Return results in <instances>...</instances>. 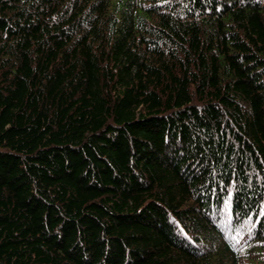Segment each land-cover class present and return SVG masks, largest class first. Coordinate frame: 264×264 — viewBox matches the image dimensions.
Here are the masks:
<instances>
[{
    "label": "trees",
    "instance_id": "1",
    "mask_svg": "<svg viewBox=\"0 0 264 264\" xmlns=\"http://www.w3.org/2000/svg\"><path fill=\"white\" fill-rule=\"evenodd\" d=\"M0 264H264V0H0Z\"/></svg>",
    "mask_w": 264,
    "mask_h": 264
}]
</instances>
